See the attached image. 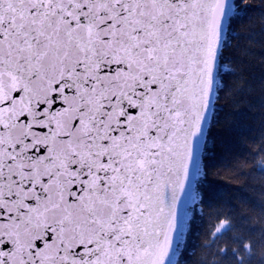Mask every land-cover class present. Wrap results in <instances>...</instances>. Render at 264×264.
I'll use <instances>...</instances> for the list:
<instances>
[{"label":"snow or ice","instance_id":"1","mask_svg":"<svg viewBox=\"0 0 264 264\" xmlns=\"http://www.w3.org/2000/svg\"><path fill=\"white\" fill-rule=\"evenodd\" d=\"M246 14L243 0H0V264H191L209 177L229 166L213 164L216 130L250 89ZM216 219L213 264H252L264 230Z\"/></svg>","mask_w":264,"mask_h":264},{"label":"trees","instance_id":"2","mask_svg":"<svg viewBox=\"0 0 264 264\" xmlns=\"http://www.w3.org/2000/svg\"><path fill=\"white\" fill-rule=\"evenodd\" d=\"M246 18L238 28L245 56V74L250 84L242 94L238 114L232 124H224L217 131L215 158L218 164L227 157L229 166L213 167L209 179L211 190L217 196L216 207L204 209L196 220V228L189 246V260L197 264L204 259L213 264L215 259L210 248V234L219 223L216 212L223 218L232 217L237 225L255 233L258 239L264 230V158L260 155L264 137V0H243ZM234 45L237 43L233 42ZM264 248H258L252 264H262Z\"/></svg>","mask_w":264,"mask_h":264}]
</instances>
